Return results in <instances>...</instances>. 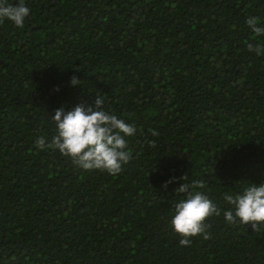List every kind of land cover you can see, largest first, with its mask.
Wrapping results in <instances>:
<instances>
[{"label": "trees", "instance_id": "1", "mask_svg": "<svg viewBox=\"0 0 264 264\" xmlns=\"http://www.w3.org/2000/svg\"><path fill=\"white\" fill-rule=\"evenodd\" d=\"M25 3L22 30L0 25V264H264V234L223 217L225 193L264 183V56L247 49L264 37L246 24L264 27V0ZM97 94L137 129L116 176L35 145ZM193 180L222 214L182 247L175 190Z\"/></svg>", "mask_w": 264, "mask_h": 264}, {"label": "clouds", "instance_id": "2", "mask_svg": "<svg viewBox=\"0 0 264 264\" xmlns=\"http://www.w3.org/2000/svg\"><path fill=\"white\" fill-rule=\"evenodd\" d=\"M30 13L31 9L25 0H19L16 4L0 0V25L7 20L22 30ZM246 24L257 38L264 37V27L257 26V17L249 16ZM247 49L257 56H264V42L259 39L256 43H249ZM70 83L75 86L80 85L81 81L73 76ZM103 106L104 99L97 94L92 104L82 103L70 111H65L63 107L56 109L52 115L56 134L50 142L45 137L37 138L35 145L40 150H58L85 171L99 170L112 176L119 175L133 158L131 151L127 150L126 138L134 136L137 129L135 125H129L116 115L109 114ZM150 132L153 136L159 135L155 130L150 129ZM147 143L152 147L156 146L155 141ZM173 180L175 178L167 181L164 187L167 188ZM181 180H187V174ZM205 187L204 181L193 180L191 184L181 183L175 190L183 198L173 205L171 224L181 237L179 245L182 247L191 246L195 237L202 236L204 240H209L211 225L207 221L222 214V210L207 195L197 190ZM224 199L232 206L223 211L226 223L250 225L255 233L264 234V183H252L237 195L225 193Z\"/></svg>", "mask_w": 264, "mask_h": 264}]
</instances>
